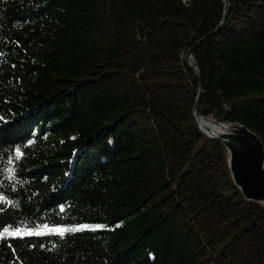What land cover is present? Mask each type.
I'll return each instance as SVG.
<instances>
[{
	"label": "trees",
	"instance_id": "16d2710c",
	"mask_svg": "<svg viewBox=\"0 0 264 264\" xmlns=\"http://www.w3.org/2000/svg\"><path fill=\"white\" fill-rule=\"evenodd\" d=\"M229 2L0 0V264H264L192 114L264 147V0Z\"/></svg>",
	"mask_w": 264,
	"mask_h": 264
},
{
	"label": "water",
	"instance_id": "95a60500",
	"mask_svg": "<svg viewBox=\"0 0 264 264\" xmlns=\"http://www.w3.org/2000/svg\"><path fill=\"white\" fill-rule=\"evenodd\" d=\"M229 0H225L222 26L229 12ZM192 49L185 59V64L198 76L197 64L194 60ZM201 96V84L192 107L194 124L199 133L209 141L220 143L228 154V169L234 186L241 193L246 202L261 205L264 208V147L260 138L240 124L220 123L210 118H204L199 114V101ZM199 120L218 128L211 130ZM203 129V130H202Z\"/></svg>",
	"mask_w": 264,
	"mask_h": 264
},
{
	"label": "snow or ice",
	"instance_id": "6c2138e0",
	"mask_svg": "<svg viewBox=\"0 0 264 264\" xmlns=\"http://www.w3.org/2000/svg\"><path fill=\"white\" fill-rule=\"evenodd\" d=\"M15 152H16L17 158L22 156V153L20 152L19 149H16ZM9 174L11 175V172ZM5 199L6 198L2 194H0V201H3ZM8 203L11 204L12 202L8 201ZM61 210H63V205H61ZM44 227L50 232H56V233H59L60 236H63L66 232H75V231H78V230H81V229H85V228L98 229V228H102L104 226L103 225H99V224H97V225L81 224V225H74V226H67V227L55 226V227H52V228H49L47 225H45ZM32 231L33 230L29 229L28 230V234H31ZM5 234H7L9 236H14V235H21L22 233H21L20 229H16L15 232H10L9 229L7 227H5L2 231H0V237L5 236ZM36 234H42V233L37 232Z\"/></svg>",
	"mask_w": 264,
	"mask_h": 264
},
{
	"label": "bare ground",
	"instance_id": "6f19581e",
	"mask_svg": "<svg viewBox=\"0 0 264 264\" xmlns=\"http://www.w3.org/2000/svg\"><path fill=\"white\" fill-rule=\"evenodd\" d=\"M200 124H204L205 126H208L207 128L211 129V130H218V128H215L214 126H211L209 124H207L206 122L199 120ZM203 130V129H202Z\"/></svg>",
	"mask_w": 264,
	"mask_h": 264
},
{
	"label": "rangeland",
	"instance_id": "374dc122",
	"mask_svg": "<svg viewBox=\"0 0 264 264\" xmlns=\"http://www.w3.org/2000/svg\"><path fill=\"white\" fill-rule=\"evenodd\" d=\"M186 66H187V64H186ZM189 67V66H188Z\"/></svg>",
	"mask_w": 264,
	"mask_h": 264
},
{
	"label": "built area",
	"instance_id": "2783aa9c",
	"mask_svg": "<svg viewBox=\"0 0 264 264\" xmlns=\"http://www.w3.org/2000/svg\"><path fill=\"white\" fill-rule=\"evenodd\" d=\"M184 1H186V0H184Z\"/></svg>",
	"mask_w": 264,
	"mask_h": 264
}]
</instances>
